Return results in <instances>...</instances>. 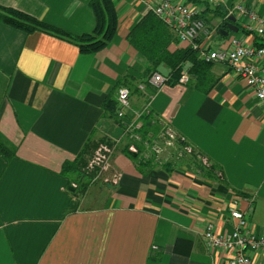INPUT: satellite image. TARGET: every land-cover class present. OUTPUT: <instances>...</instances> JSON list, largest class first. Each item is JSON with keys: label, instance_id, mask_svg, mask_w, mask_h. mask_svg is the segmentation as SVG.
<instances>
[{"label": "crops", "instance_id": "1", "mask_svg": "<svg viewBox=\"0 0 264 264\" xmlns=\"http://www.w3.org/2000/svg\"><path fill=\"white\" fill-rule=\"evenodd\" d=\"M113 1L116 33L93 53L49 32H25L0 20V143L11 151L8 157L0 153V264L226 262L227 252L205 246L202 229L210 221L218 232L231 231L233 205L246 210L250 228L264 235V102L225 62H210L208 72L216 80L208 91L197 89L193 76L185 84H150L148 62L127 34L155 0ZM237 2L264 14V0H228ZM0 5L74 33L90 31L95 23L89 0ZM211 7L206 4L203 12L207 48L227 46L231 35L264 45V37L246 32L226 6L225 16H235L238 30L221 33L224 17ZM186 45L172 41L168 49ZM256 62L264 63V57ZM156 68L170 73L165 64ZM140 81L144 90L137 88ZM120 82L129 83L131 101L122 118L116 115ZM148 94L149 111L217 165L215 176L185 161L171 169L159 163L140 169L121 151L124 124L137 118ZM105 140L113 147L102 169L110 182L70 189L76 182L62 173L63 162L86 141ZM259 261L264 264V254Z\"/></svg>", "mask_w": 264, "mask_h": 264}, {"label": "built area", "instance_id": "2", "mask_svg": "<svg viewBox=\"0 0 264 264\" xmlns=\"http://www.w3.org/2000/svg\"><path fill=\"white\" fill-rule=\"evenodd\" d=\"M206 4L226 6L228 12L231 13L235 11L246 32H253L264 37V14H259L255 9L242 2L228 4V0H205L203 3L187 0H155L153 4H150V7L175 32L179 41L187 42L189 46L197 49L200 57L205 61L230 64L244 82L253 89L256 96L264 102V63L256 62L257 59L264 57V45L246 43L242 38L231 35L227 46L207 48L206 44L202 42V36L208 32V28L204 17L201 16ZM247 57L253 58V60L248 61L245 59ZM169 76L168 72L154 70L148 74L146 80L150 84L160 86L168 81ZM189 77V72L185 69L177 78V82L185 84ZM145 86L144 81L137 83L139 90H144ZM152 98L153 94H148L145 106L137 113V118L124 124L126 135L133 142L141 141V136L138 133L140 127L138 119L142 112L149 110ZM116 99L118 104L116 115L122 118L131 103L130 88L125 84L119 85L116 90ZM142 145L144 156L153 155L155 161L158 162L170 160L172 157L178 158L193 150L187 139L165 121L162 122L158 134L150 140L142 142ZM128 148L137 151L136 143H130ZM112 152V145L104 144L97 149V154L92 161L99 164V172L105 168ZM172 152H175L174 156H172ZM198 157L206 162L200 154ZM90 166L93 167V164L90 163ZM229 214L233 219L231 231L218 232L210 221L202 229L203 241L209 250L219 248L227 252L226 262L214 261L213 264H262L259 258L264 254V235H260L250 228L245 216L246 210L233 205L229 208Z\"/></svg>", "mask_w": 264, "mask_h": 264}, {"label": "trees", "instance_id": "3", "mask_svg": "<svg viewBox=\"0 0 264 264\" xmlns=\"http://www.w3.org/2000/svg\"><path fill=\"white\" fill-rule=\"evenodd\" d=\"M90 7L94 13L95 23L90 31L74 33L57 25L48 23L28 12L11 7L0 5V20L17 27L25 32L34 30H42L54 34L56 36L67 39L77 45L78 50L84 53H93L106 47L114 37L118 24V15L116 5L113 0H89ZM208 6V5H207ZM213 11L223 15V20L227 19L226 10L223 6L216 5L211 7ZM202 11L201 16L204 17ZM128 41L137 49V51L145 57L148 62L147 75L157 70V66L165 64L169 67L170 76L168 82H177V78L186 69L190 76H193L194 86L202 91H208L216 80L210 77L208 72L210 62L205 61L199 55V51L189 45L176 48L171 51L168 45L172 41H178L175 32L152 10H148L129 30L127 34ZM127 82H120L121 84ZM112 102V100H110ZM140 127L138 133L141 136L140 142H133L127 135V140L121 143V151L129 158L136 162V165L142 169H150L154 164H161L164 169H171L172 164L177 161H185L190 163L195 169L207 176H215L217 165L212 162H203L199 157V152L194 149L182 154L178 158H171L167 161H155L153 155L144 156V147L142 142L150 140L160 131V125L163 122L159 117L153 115L151 111L142 112L139 116ZM106 141V140H105ZM98 143V142H97ZM110 144V141H106ZM130 143H136L137 151L128 148ZM185 143V142H183ZM96 143L86 141L82 149L71 160H65L62 164L61 171L66 175H70V180L76 182L74 191H81L86 188L89 181L88 178H82L86 174V154ZM111 145V144H110ZM0 153L5 157L11 155L9 148L0 143ZM175 152H172V156ZM73 174L76 177H73ZM93 174L90 173V175ZM72 175V176H71ZM75 179V180H74Z\"/></svg>", "mask_w": 264, "mask_h": 264}, {"label": "rangeland", "instance_id": "4", "mask_svg": "<svg viewBox=\"0 0 264 264\" xmlns=\"http://www.w3.org/2000/svg\"><path fill=\"white\" fill-rule=\"evenodd\" d=\"M104 144L110 145V144H108L106 142L105 143L98 142V143L95 144V146L93 148L90 149L89 153L86 154V157L85 158H86L87 165H86L85 169L87 170L86 171V174L89 173V175H84V179L85 178H88L89 179L87 185H90V184L92 185V184H95V183L96 184H99V182H101L102 180H103V182H110V181H105V180H107V176H108L105 172L104 173L103 172H99V168H100L99 167V164H95L92 161V159L97 154V149L99 148V146H102ZM90 163L93 164V167L90 166ZM92 172H93V174L90 175V173H92ZM68 177H70V176H68ZM73 177H74V174H73ZM104 178H105V180H104ZM92 182H95V183H92ZM96 186L97 185H95L94 187H96ZM95 190H98V189L95 188Z\"/></svg>", "mask_w": 264, "mask_h": 264}, {"label": "water", "instance_id": "5", "mask_svg": "<svg viewBox=\"0 0 264 264\" xmlns=\"http://www.w3.org/2000/svg\"><path fill=\"white\" fill-rule=\"evenodd\" d=\"M238 30V26L235 23V16L229 15L226 21L223 22L222 26L219 28V31L223 34H228L229 31L236 32ZM70 189H74V184H69Z\"/></svg>", "mask_w": 264, "mask_h": 264}]
</instances>
